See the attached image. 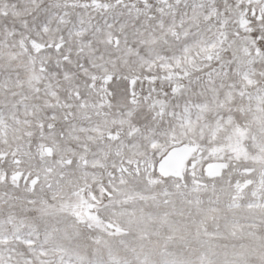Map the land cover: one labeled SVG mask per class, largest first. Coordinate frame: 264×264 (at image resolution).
I'll list each match as a JSON object with an SVG mask.
<instances>
[{
  "label": "snow or ice",
  "instance_id": "1",
  "mask_svg": "<svg viewBox=\"0 0 264 264\" xmlns=\"http://www.w3.org/2000/svg\"><path fill=\"white\" fill-rule=\"evenodd\" d=\"M0 264H264V0H0Z\"/></svg>",
  "mask_w": 264,
  "mask_h": 264
}]
</instances>
